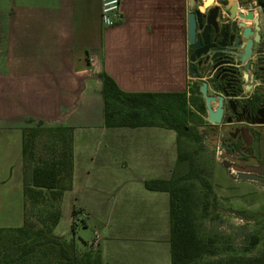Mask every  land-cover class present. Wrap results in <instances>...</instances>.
Listing matches in <instances>:
<instances>
[{"label": "crops", "instance_id": "crops-1", "mask_svg": "<svg viewBox=\"0 0 264 264\" xmlns=\"http://www.w3.org/2000/svg\"><path fill=\"white\" fill-rule=\"evenodd\" d=\"M103 1L0 0V229L23 225L21 130L41 121L72 129V189L61 208L65 195L87 198L78 208L80 220L84 213L90 220L84 229L95 221V245L84 242L96 247L90 264H170L169 197L143 183L170 178L176 135L104 127L99 75L126 93L186 91L190 7L188 0H119L120 20L105 27ZM59 224L52 234L72 239Z\"/></svg>", "mask_w": 264, "mask_h": 264}, {"label": "trees", "instance_id": "trees-1", "mask_svg": "<svg viewBox=\"0 0 264 264\" xmlns=\"http://www.w3.org/2000/svg\"><path fill=\"white\" fill-rule=\"evenodd\" d=\"M102 82L103 124L106 128L137 129L159 127L176 135V162L168 180H149L143 183L150 192H165L169 197V248L170 264H264V252L255 257L231 256L216 258L213 238L203 239L199 220L217 218V200L212 183L194 169L193 154L182 148V138L198 140L199 131L191 129L188 122L193 116L205 115L206 109L200 84L177 93H126L106 74L99 75ZM31 122V121H29ZM33 122V121H32ZM161 122V123H160ZM22 133L23 167V225L20 228L0 229L16 234L14 241H0V264H90L94 253L78 251L73 239L64 240L54 236L53 230L61 218V202L64 194L72 189L73 147L72 129L47 127L35 121ZM41 132L59 135V142L52 152L38 156L35 139ZM235 150L242 149L239 142L229 139ZM226 145V144H225ZM186 165V170L179 169ZM195 183L200 187L197 196ZM38 220H30V209L44 207ZM81 211H71V234L74 235ZM85 228V218L80 220ZM258 238L249 239L248 252L258 244Z\"/></svg>", "mask_w": 264, "mask_h": 264}, {"label": "rangeland", "instance_id": "rangeland-1", "mask_svg": "<svg viewBox=\"0 0 264 264\" xmlns=\"http://www.w3.org/2000/svg\"><path fill=\"white\" fill-rule=\"evenodd\" d=\"M212 3L214 0H203L200 6L203 8L212 5ZM195 83L197 82L190 78V87H193ZM200 97L202 98L201 95ZM188 124L195 133L199 131L198 140L194 142L192 138H182V148L193 154L195 158L194 169L201 171V175L212 183L218 204L216 219L200 218L198 221L201 237L204 240L209 237L214 239L217 250L216 258L261 255L264 252V184L258 186L253 181L238 180L235 172H230L222 167V162L237 164L238 161H247L256 166L264 164V128H252L251 132L254 135L252 144L235 150L228 139L230 126L224 122L219 125H212L207 121V114H198L193 116ZM31 126H35V124ZM43 127L47 129L48 126ZM35 142V152L41 157L53 151L54 146H57V142H59V135L41 132L36 136ZM186 169V165H184L179 170L184 172ZM195 186V191L199 196L201 194L200 187L197 183ZM63 200L61 209L65 210L61 211L63 214L61 213L59 227L61 230L65 229V233L68 232L66 236H70L75 241L79 252H88L89 249L84 242L92 241V245H95L97 241L92 231L95 221L92 220V224L84 229L80 226V217L79 219L77 217L78 224L74 235L68 230V209L73 206L80 210L78 204L80 206L81 203L85 205L87 198L79 196L76 200L72 196L65 195ZM47 209V204L43 208L37 206L30 209V220L36 222L39 211L44 213ZM80 211L83 214V211ZM84 217L86 220L87 213H84ZM84 217L82 218L84 219ZM88 223L90 224V220ZM252 236L258 238V244L246 252L244 249L249 247V239ZM16 238V234L10 232H4L0 235V241L3 244L13 242V240L18 241L15 240ZM93 247L90 248V251L96 253V247Z\"/></svg>", "mask_w": 264, "mask_h": 264}, {"label": "water", "instance_id": "water-1", "mask_svg": "<svg viewBox=\"0 0 264 264\" xmlns=\"http://www.w3.org/2000/svg\"><path fill=\"white\" fill-rule=\"evenodd\" d=\"M188 5L190 11L187 14V42L189 49L193 51L189 56V74L192 76L196 73L194 68L196 59L206 57V59L216 60L212 67L215 70L218 66L225 63L222 57L228 53L238 58V62L245 74L244 79L247 80L253 42L258 40V31L260 29L258 12L251 10L242 11L237 1L232 4L227 2L220 7H214L205 14L194 9L195 0H188ZM260 7H264V5ZM253 34L255 35L254 41L250 37ZM234 38L238 41H243L242 45L237 47L238 51L236 52L230 51V45ZM199 92L204 100L207 121L212 125L221 124L226 97L209 95L205 81L201 82ZM225 122L230 123L231 119L227 118ZM236 134H240L245 147L252 144L253 139L246 126H234L229 131V135L232 137ZM222 167L230 172H235L238 180L253 181L258 186H262L264 183V164L241 167L223 161Z\"/></svg>", "mask_w": 264, "mask_h": 264}, {"label": "flooded vegetation", "instance_id": "flooded-vegetation-1", "mask_svg": "<svg viewBox=\"0 0 264 264\" xmlns=\"http://www.w3.org/2000/svg\"><path fill=\"white\" fill-rule=\"evenodd\" d=\"M201 1L203 0H195L194 9L203 14L214 7H220L227 3L225 0H217L218 5L203 12L200 6ZM237 2L242 11H244V9H242L240 5L245 3L252 9H257L259 14L260 29L258 31V40L256 42L254 41V34L250 36L254 42L251 63L247 71L248 79H244L245 74L238 62V58L228 53L224 54L222 57L225 63L218 66L215 70H213L212 67L216 63V60H210V58L206 59V57L196 59L194 64L196 73L192 76L189 74V77L193 78V80L199 84L205 81L207 83L208 94L210 93L209 95L225 96L222 122L229 125L230 130L234 126H246L249 134L254 140V135L251 132L252 128H264V7H260L264 5V0H237ZM251 11L255 12L254 10ZM242 43L243 41H238L234 38L230 45V51H238L237 47H240ZM191 53H193V51L189 49V56ZM189 67L190 62L188 73ZM246 93L247 95H245ZM229 101L230 103H228ZM227 118L231 119L230 123L225 122ZM228 139L239 142L240 145L244 147L240 134H236L233 137L229 135ZM234 165H239L241 167L256 166L247 161H238L237 164Z\"/></svg>", "mask_w": 264, "mask_h": 264}, {"label": "built area", "instance_id": "built-area-1", "mask_svg": "<svg viewBox=\"0 0 264 264\" xmlns=\"http://www.w3.org/2000/svg\"><path fill=\"white\" fill-rule=\"evenodd\" d=\"M120 1L104 0L100 8V21L105 27H113L120 20Z\"/></svg>", "mask_w": 264, "mask_h": 264}]
</instances>
